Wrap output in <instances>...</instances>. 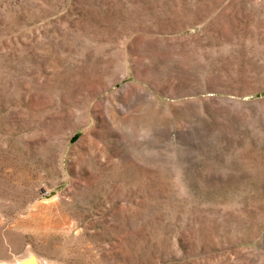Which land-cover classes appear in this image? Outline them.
Instances as JSON below:
<instances>
[{"label": "rangeland", "instance_id": "obj_1", "mask_svg": "<svg viewBox=\"0 0 264 264\" xmlns=\"http://www.w3.org/2000/svg\"><path fill=\"white\" fill-rule=\"evenodd\" d=\"M27 257L264 264V0H0V261Z\"/></svg>", "mask_w": 264, "mask_h": 264}, {"label": "bare ground", "instance_id": "obj_2", "mask_svg": "<svg viewBox=\"0 0 264 264\" xmlns=\"http://www.w3.org/2000/svg\"><path fill=\"white\" fill-rule=\"evenodd\" d=\"M43 257V256H42ZM28 258V257H27ZM6 264H22L23 262L20 260H16V261H3ZM36 264H43L40 260H36Z\"/></svg>", "mask_w": 264, "mask_h": 264}, {"label": "water", "instance_id": "obj_3", "mask_svg": "<svg viewBox=\"0 0 264 264\" xmlns=\"http://www.w3.org/2000/svg\"><path fill=\"white\" fill-rule=\"evenodd\" d=\"M0 264H6V263L0 261ZM22 264H36V261L34 258L30 257L27 260H25Z\"/></svg>", "mask_w": 264, "mask_h": 264}]
</instances>
